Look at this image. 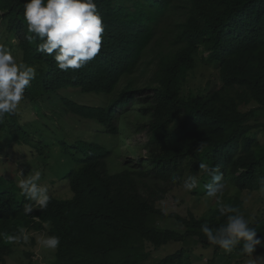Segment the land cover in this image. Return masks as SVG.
Masks as SVG:
<instances>
[{"label":"trees","instance_id":"obj_1","mask_svg":"<svg viewBox=\"0 0 264 264\" xmlns=\"http://www.w3.org/2000/svg\"><path fill=\"white\" fill-rule=\"evenodd\" d=\"M24 2L0 0L5 29L17 38L23 63L36 68L24 99L34 102L70 87L82 93L113 95L103 106L61 98L71 113L95 120L113 135L120 133L121 116L132 105L138 100L148 104L144 111L150 119L139 128L148 133L150 167L111 173V150L106 146L85 140L74 146L64 143L78 164L64 175L72 195H49L47 209L26 215L24 206L33 201L24 196L19 199L17 184L0 176V233L18 235L24 228H46L49 235L60 238L53 264H142L151 257V245L159 249L191 237L216 252L223 250L201 231L204 223L215 231L226 222L218 209L209 217L192 211L187 216L168 210L165 214L159 201L169 183L183 182L189 162L195 172L203 162L240 190H259L264 178V145L255 129L264 123L252 121L264 111V0H184L183 4L175 0H95L104 26L101 51L84 67L66 72L59 70L52 56L37 51L41 41H28ZM166 21L173 23L171 42L176 49L159 58L153 81L141 87L132 77ZM201 47L208 52L205 61L218 65L222 84L205 95L186 96V74L195 67ZM128 78L132 79L118 88ZM252 103L257 106L243 109ZM9 126L15 142L25 139L31 144L17 119ZM201 180L213 183L206 173ZM241 203L235 201L233 207L240 211ZM167 219L183 229L167 227ZM251 227L264 238V220ZM12 252V242L0 236V261ZM158 264H192V260L188 250L181 248Z\"/></svg>","mask_w":264,"mask_h":264},{"label":"rangeland","instance_id":"obj_2","mask_svg":"<svg viewBox=\"0 0 264 264\" xmlns=\"http://www.w3.org/2000/svg\"><path fill=\"white\" fill-rule=\"evenodd\" d=\"M183 4L184 0H175ZM0 14H2L0 12ZM175 29L171 21L161 24L154 41L144 53L142 60L132 78L141 87L153 81L155 69L159 58L168 54L170 50L176 49L172 46ZM0 45L9 48L16 57L18 63H23V52L18 46L17 38L9 33L0 18ZM208 52H203V47L197 52L196 65L186 74L183 94L188 96L205 95L210 90L220 88L219 68L217 64H209L205 61ZM35 69L36 73V68ZM132 78L124 79L122 87ZM118 90V89H117ZM121 89L117 92H120ZM62 92L50 94L31 102L30 98L23 99L20 106L13 114H6L1 123L4 128H0V176H3L18 186L20 179L34 171H40L41 179L39 183L48 189L49 195L59 197H70L72 192L69 187V180L65 179V174L78 164L72 156L67 153L64 143L74 146L80 140L95 142L106 146L111 150L108 157V168L111 173L119 172L124 168L131 170L146 169L150 167L148 160L149 152L146 148L148 133L140 130L139 126L150 119L144 108L148 105L138 100L131 106V110L121 116V131L118 135L106 133L101 124L95 120L85 119L75 115L63 104L61 98L67 97L82 104L103 106L107 104L113 95L82 93L77 88H63ZM257 106L252 103L243 106L244 110H249ZM15 118L21 125L23 131L30 136V143L25 139L15 142L11 135L12 119ZM253 123H264V111L252 121ZM259 142L264 145V127L255 129ZM208 175L200 169L194 171V164L189 162L186 167V176L182 183L168 184V191L164 198L159 201L160 207L170 212H177L187 216L189 211L198 216L209 217L218 209V201L233 206L235 201L243 204L240 213L249 220L250 226L264 220V193L259 190H240L232 183L226 181V188L222 194L216 197L207 195V185L201 180V176ZM196 176L199 185L191 191L186 190L184 182L190 177ZM165 188V186H161ZM19 199L20 189L16 192ZM237 199V200H236ZM34 203V202H33ZM241 204L239 207H241ZM167 227L175 226L174 220L167 219ZM164 225V224H162ZM47 227V224H46ZM29 236V241L24 243L12 242L13 252L7 256L0 264H53L56 250H48L38 244V240L50 236L48 230L23 229ZM12 236H19L10 234ZM241 245L233 249L231 253L225 250L215 251L213 247H204L195 238H186L183 241H172L159 249L150 246L151 257L142 264H158L161 258L176 252L181 248L188 250V256L192 264H262L264 262V249L258 245L256 251L251 255L241 253Z\"/></svg>","mask_w":264,"mask_h":264},{"label":"clouds","instance_id":"obj_3","mask_svg":"<svg viewBox=\"0 0 264 264\" xmlns=\"http://www.w3.org/2000/svg\"><path fill=\"white\" fill-rule=\"evenodd\" d=\"M23 19L27 24V39L41 41L37 51L52 56L61 71L80 69L94 60L101 51L103 19L97 11L95 0H25ZM35 69L24 63H18L12 51L0 45V120L6 114L15 113L24 99L25 89L35 78ZM203 148L204 145L198 146ZM200 169L207 172L213 183L208 184L207 195L216 197L226 188L223 174L214 172L206 163L200 164ZM40 171H34L26 178L18 181L20 195L33 203L24 206V213L35 214L34 209H47L50 203L48 189L39 183ZM199 185L196 176H190L185 182L186 190L191 191ZM259 191L264 193V178L260 180ZM221 216H226V222L215 231L207 223L201 225V231L208 241L218 245L227 253H231L238 245L241 253L251 256L258 245H264V238L258 237V232L250 226V222L240 213L239 209L218 201ZM167 214V209H164ZM36 219L39 220L38 217ZM8 242L24 243L29 236L23 229L19 236L4 235ZM38 244L48 250H56L60 238L50 235L39 239Z\"/></svg>","mask_w":264,"mask_h":264}]
</instances>
